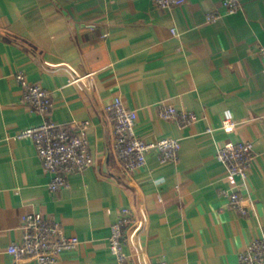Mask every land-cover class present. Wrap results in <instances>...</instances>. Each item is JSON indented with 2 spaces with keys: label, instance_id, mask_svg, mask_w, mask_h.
<instances>
[{
  "label": "crops",
  "instance_id": "0c3cea01",
  "mask_svg": "<svg viewBox=\"0 0 264 264\" xmlns=\"http://www.w3.org/2000/svg\"><path fill=\"white\" fill-rule=\"evenodd\" d=\"M223 1L162 9L153 0H0V264H14L7 249L31 212L80 239L59 264H118L109 238L123 208L136 217L126 248L134 264H241V251L264 237V0H241L242 11L208 23ZM18 72L51 92L61 126L89 122L95 161L69 176V188L51 192L33 141L17 138L44 120L24 104ZM115 97L137 110L141 138L181 140L179 160L152 152L129 173L105 111ZM162 104L198 121L164 120ZM224 120L234 132L220 129ZM241 140L255 146L247 182L216 157ZM230 190L249 215L229 207Z\"/></svg>",
  "mask_w": 264,
  "mask_h": 264
},
{
  "label": "built area",
  "instance_id": "2783aa9c",
  "mask_svg": "<svg viewBox=\"0 0 264 264\" xmlns=\"http://www.w3.org/2000/svg\"><path fill=\"white\" fill-rule=\"evenodd\" d=\"M162 9H171L186 0H153ZM243 10L241 0H224L222 10H215L207 15L206 21L214 23L225 16L234 15ZM176 32V30H172ZM264 59V45L256 48ZM16 78L23 90V102L30 109L44 116L43 122L27 128L17 135L18 139L33 141L37 153L46 171L51 173L49 183L51 192L69 188V176L84 172L94 164L88 128L89 122L63 127L52 117L53 97L42 85L32 82L24 72H18ZM105 111L115 120L113 150L129 173L144 168L148 156L157 152L163 162L178 161L181 140L161 138L146 140L138 135L139 114L136 109L128 107L121 97H115L105 107ZM160 116L164 120L176 122L182 126L192 125L198 121L194 112L179 110L174 105L162 104ZM237 124L224 120L223 131L232 133ZM208 133H213L209 129ZM217 159L225 164L232 178L247 182L255 159V146L251 141H230L217 152ZM228 196L229 207L243 216L249 215L246 199L239 191L224 192ZM136 223L134 212L123 208L118 220L111 225L109 249L118 264H134L126 248L129 232ZM23 235L11 244L7 253L14 264L35 261L37 264H59L66 253L75 252L80 246V239L68 236L62 224L46 219L41 212H31L23 216ZM241 264H264V237L248 244L240 253ZM152 264H170L167 259H160Z\"/></svg>",
  "mask_w": 264,
  "mask_h": 264
},
{
  "label": "trees",
  "instance_id": "16d2710c",
  "mask_svg": "<svg viewBox=\"0 0 264 264\" xmlns=\"http://www.w3.org/2000/svg\"><path fill=\"white\" fill-rule=\"evenodd\" d=\"M224 2V1H223ZM223 4V3H222ZM215 11V10H214ZM213 12V11H212ZM231 16V15H230Z\"/></svg>",
  "mask_w": 264,
  "mask_h": 264
}]
</instances>
